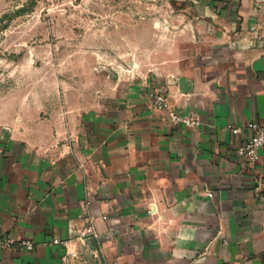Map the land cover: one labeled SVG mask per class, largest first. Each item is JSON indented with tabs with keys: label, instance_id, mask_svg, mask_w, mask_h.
Segmentation results:
<instances>
[{
	"label": "crops",
	"instance_id": "1",
	"mask_svg": "<svg viewBox=\"0 0 264 264\" xmlns=\"http://www.w3.org/2000/svg\"><path fill=\"white\" fill-rule=\"evenodd\" d=\"M189 1L209 46L178 77L86 116L64 152L0 129V238L35 243L0 264H264V148L237 153L264 122V0ZM152 88L200 124H173Z\"/></svg>",
	"mask_w": 264,
	"mask_h": 264
},
{
	"label": "rangeland",
	"instance_id": "2",
	"mask_svg": "<svg viewBox=\"0 0 264 264\" xmlns=\"http://www.w3.org/2000/svg\"><path fill=\"white\" fill-rule=\"evenodd\" d=\"M207 33L189 0H0V129L64 152L86 116L185 72Z\"/></svg>",
	"mask_w": 264,
	"mask_h": 264
},
{
	"label": "built area",
	"instance_id": "3",
	"mask_svg": "<svg viewBox=\"0 0 264 264\" xmlns=\"http://www.w3.org/2000/svg\"><path fill=\"white\" fill-rule=\"evenodd\" d=\"M149 97L152 101L153 107L158 111L167 112L169 120L173 124L182 123L188 127H197L200 124L199 119L182 115L174 110L169 104L168 95L163 90L152 88L149 90ZM247 127L251 130L252 135L237 148V153L239 156L247 158L251 162H257V160L260 158L259 150L264 148V122L251 121L247 124ZM228 128L234 134L241 132V128L239 126L229 124ZM207 195L209 197H213L214 194L213 192H207ZM89 235H97V232L92 225L86 227L82 232L83 237ZM54 242L58 243L60 240H54ZM34 247L35 243L29 239L15 240L13 238H0V250L15 248L32 251ZM77 256V252L69 251L64 258V261L68 263L71 258Z\"/></svg>",
	"mask_w": 264,
	"mask_h": 264
},
{
	"label": "water",
	"instance_id": "4",
	"mask_svg": "<svg viewBox=\"0 0 264 264\" xmlns=\"http://www.w3.org/2000/svg\"><path fill=\"white\" fill-rule=\"evenodd\" d=\"M179 89L183 93H189L192 89L191 82L185 77H180L179 78Z\"/></svg>",
	"mask_w": 264,
	"mask_h": 264
}]
</instances>
